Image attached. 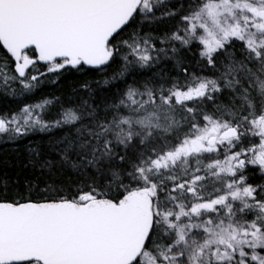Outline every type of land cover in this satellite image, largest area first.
I'll list each match as a JSON object with an SVG mask.
<instances>
[{"label": "snow or ice", "instance_id": "6c2138e0", "mask_svg": "<svg viewBox=\"0 0 264 264\" xmlns=\"http://www.w3.org/2000/svg\"><path fill=\"white\" fill-rule=\"evenodd\" d=\"M0 264H264V0H0Z\"/></svg>", "mask_w": 264, "mask_h": 264}]
</instances>
